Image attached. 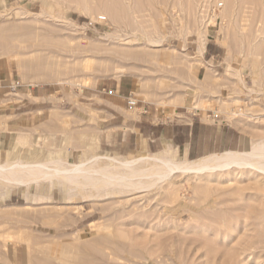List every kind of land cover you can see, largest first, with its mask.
<instances>
[{
  "label": "rangeland",
  "instance_id": "obj_1",
  "mask_svg": "<svg viewBox=\"0 0 264 264\" xmlns=\"http://www.w3.org/2000/svg\"><path fill=\"white\" fill-rule=\"evenodd\" d=\"M0 58L18 88L51 94V106L74 110L97 81L124 76L139 104L225 126L211 131L224 147L204 157L264 147V0H0ZM71 121L0 162L127 156ZM167 149L200 158L157 152ZM65 182L0 183V264H264V174L246 165L175 171L143 188Z\"/></svg>",
  "mask_w": 264,
  "mask_h": 264
},
{
  "label": "crops",
  "instance_id": "obj_2",
  "mask_svg": "<svg viewBox=\"0 0 264 264\" xmlns=\"http://www.w3.org/2000/svg\"><path fill=\"white\" fill-rule=\"evenodd\" d=\"M205 51L206 43L202 58ZM15 81L12 64L0 58V158L10 157L13 147L18 144L28 156L42 142L57 140L67 116L72 118L74 125L83 123L89 135H96L97 147L112 155L153 153L171 148L186 158L202 157L220 151L225 144L222 135L219 139L218 135L211 139L212 130L225 132L224 125L177 116L181 115L178 111L177 117L167 116L164 108L143 102L135 109H128L126 98L132 96L135 86L124 76L97 81L90 87L85 101H78L77 97L70 100L74 110L51 106V94L36 93L32 85L23 89L18 88L19 83L15 92H10V85ZM202 126H205V132L200 131ZM68 150L74 154L77 148Z\"/></svg>",
  "mask_w": 264,
  "mask_h": 264
},
{
  "label": "bare ground",
  "instance_id": "obj_3",
  "mask_svg": "<svg viewBox=\"0 0 264 264\" xmlns=\"http://www.w3.org/2000/svg\"><path fill=\"white\" fill-rule=\"evenodd\" d=\"M203 46L204 42L199 47L200 52ZM172 152L167 149V151L162 153H151L139 157L131 154L122 157L93 154L85 161L73 163L70 167H61L60 165L45 162H12L5 164L1 161L0 183L7 186H26L31 182H38L42 179L51 180L53 183V181L59 178L71 183L73 186H77V183L95 186L97 184L108 185L113 180H117L123 185H135L137 188H143L149 187L159 180L164 181L165 178L175 171L200 175L215 168L229 167L231 165H246L264 174V147H258L249 153L234 151H225L223 154L214 153L210 156H203L194 160L177 159L176 155ZM82 172H91V175L99 172V175L86 177ZM92 178L99 179V181L95 182ZM79 179H83V181H79ZM67 182L65 183L67 184ZM66 184H63L62 187L66 188ZM44 199L48 198L45 197Z\"/></svg>",
  "mask_w": 264,
  "mask_h": 264
},
{
  "label": "built area",
  "instance_id": "obj_4",
  "mask_svg": "<svg viewBox=\"0 0 264 264\" xmlns=\"http://www.w3.org/2000/svg\"><path fill=\"white\" fill-rule=\"evenodd\" d=\"M105 19L106 18L104 15H98L94 22L100 23V22L105 21ZM89 24H93V21L90 20ZM18 85L19 84L17 81H15L14 83H11L9 91L15 92V89L17 88ZM126 103H127V108L130 110L135 109L139 105L138 99L135 96H131V95L126 98Z\"/></svg>",
  "mask_w": 264,
  "mask_h": 264
}]
</instances>
